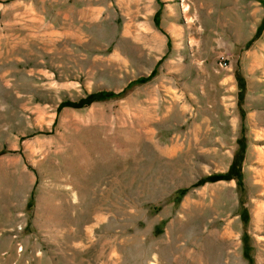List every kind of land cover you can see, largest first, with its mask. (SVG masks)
<instances>
[{
	"label": "rangeland",
	"instance_id": "rangeland-1",
	"mask_svg": "<svg viewBox=\"0 0 264 264\" xmlns=\"http://www.w3.org/2000/svg\"><path fill=\"white\" fill-rule=\"evenodd\" d=\"M0 264H264V0H0Z\"/></svg>",
	"mask_w": 264,
	"mask_h": 264
},
{
	"label": "trees",
	"instance_id": "trees-1",
	"mask_svg": "<svg viewBox=\"0 0 264 264\" xmlns=\"http://www.w3.org/2000/svg\"><path fill=\"white\" fill-rule=\"evenodd\" d=\"M97 95H99V94H93L92 96L95 97V96H97Z\"/></svg>",
	"mask_w": 264,
	"mask_h": 264
}]
</instances>
